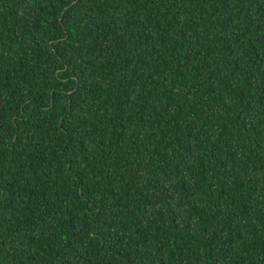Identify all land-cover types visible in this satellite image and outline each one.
Listing matches in <instances>:
<instances>
[{
    "label": "trees",
    "instance_id": "obj_1",
    "mask_svg": "<svg viewBox=\"0 0 264 264\" xmlns=\"http://www.w3.org/2000/svg\"><path fill=\"white\" fill-rule=\"evenodd\" d=\"M0 264H264V0H0Z\"/></svg>",
    "mask_w": 264,
    "mask_h": 264
}]
</instances>
